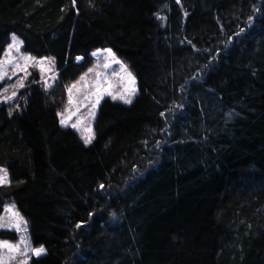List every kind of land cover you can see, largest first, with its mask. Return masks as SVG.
<instances>
[{"label":"rangeland","instance_id":"rangeland-1","mask_svg":"<svg viewBox=\"0 0 264 264\" xmlns=\"http://www.w3.org/2000/svg\"><path fill=\"white\" fill-rule=\"evenodd\" d=\"M146 1L156 7L159 27L149 20L134 26L136 19L127 16L112 45H94L85 50L77 48L70 51L73 42L79 43L77 35L83 31L79 18H86L85 21L92 24L89 14L78 12L77 0L75 4L73 0H45L44 8L48 17L57 23L54 41H38L36 35L19 21L16 11L5 12L3 0H0V61H4L2 68L7 72L3 80H0V134L4 135L8 131L6 137L20 146L28 156L23 170L16 168L12 163L0 161V168L7 170L10 181L0 185V218H3L0 223L6 225L0 228V243L7 242L16 246L15 251L0 247V264H24L25 261L27 264H44L43 259L50 255L48 245L39 241L34 230L33 225L36 223L33 222L29 205L22 203V199L27 195V188L23 189V192L17 190L16 186L19 183L25 186L27 180L32 179L28 171L36 164L40 168L37 179L41 178L40 175L46 176L48 173L53 176L50 154L54 143L66 131L74 134L76 142L72 154L79 157L71 165L66 163V168H72L74 171L71 183L74 186L78 173H89L90 176L82 189L80 184L75 185L77 201L74 204L83 208V216L99 217L96 218V225L92 229L85 227L84 230L91 229L92 234H82V241L86 243L80 261H75L74 264L112 263V260L102 255L126 247L134 252L136 250V258L138 261L144 259L145 264L164 263V257L160 260L162 252L167 255L166 261L170 260L168 255H173L172 247L169 246V231L174 226L182 228L183 236L189 238L188 248L196 250L198 239L194 237L202 233L206 235V229L201 231L190 228L187 217H179V214L176 215L178 217H174V214L160 217L157 222H145L146 217H142L143 214L138 216L141 212L138 209L151 202L166 200L169 196L170 193L158 196L154 194V190L158 180L165 182L163 179L167 178L168 182H173L169 170L171 162H185L191 155L192 165L198 162L202 164L203 156L211 151L224 158L226 155L223 149L228 146L231 137L238 135V141L242 138L244 140L247 135V121L251 122L254 115L256 119L254 118L249 126L263 129V134L259 137L256 129L254 134L259 137V141L252 142L250 148L245 150L240 148L241 152L237 154V158L264 173V159L259 157L264 152V98L260 102H252L246 98L247 93L257 83L264 82V63L252 64L247 59L251 52L264 58V32L260 29L264 26V22H261L264 18V0ZM38 2L39 0H23L25 6ZM69 2L72 11L67 12L69 9L66 3ZM237 4H240V9L246 10L236 9ZM116 16L115 12L103 16L111 32L115 30L113 21ZM144 25H147L148 31L147 35H143V45L154 46V55L127 46L129 34L135 33L137 28ZM13 35L23 42L19 45V52L15 47L10 50L8 48L14 43ZM64 40L65 52L61 54L58 47ZM104 49H111L115 58L127 66L128 71L135 77L137 91L132 96L131 104L104 95L98 107L93 110L95 118L92 119L87 113L95 97L89 102L84 96L95 90L93 85L96 72L104 73L108 81L115 86L111 89L113 94H122L124 86L128 83L127 73L121 71L120 64L112 63ZM98 50L99 54L93 56L92 53ZM24 55L35 57L37 60L54 58V64L45 59L43 65L45 69L52 68V71H45L41 79L39 66L33 61L23 60L21 57ZM77 57L82 59L77 60ZM9 60L11 63L7 62ZM105 63H110L111 67L103 68ZM89 69L94 71L89 72ZM27 72H31V75H27ZM85 73H88L87 86L81 81L77 85L80 91L73 89L71 94L74 103L69 104L68 86L79 81ZM231 73L233 74L229 76ZM53 76L54 80L51 79ZM239 76L242 78H238ZM233 78L238 82L243 80L244 83L238 87L232 83ZM18 80H23L24 87L19 86ZM45 80L51 87H46ZM101 80L103 81V77ZM31 83L39 84L45 94L56 93L57 104L52 114L44 115L43 111L31 103L27 95V84ZM13 93H16L14 97ZM105 103L118 105L122 111L120 145L124 154L118 149L120 145L116 146L114 158L103 167V162L95 155L94 145L99 114ZM256 106L258 108L255 109ZM77 108L80 109L79 112H76ZM143 108L148 110L142 112ZM70 112H76V115L68 122L69 126H62L58 113H63L66 118ZM36 115H42L46 123L49 121L50 124L44 127L41 122L34 126ZM133 116L142 118L138 120L141 126L137 121L126 124ZM81 118L83 123L78 125V129H73L71 124ZM198 119L203 123L195 124ZM152 122H155L157 129L153 135L150 133ZM134 124L138 125V129L141 127L139 132L133 130ZM89 126L92 128L94 139L85 145L82 137L89 135L85 131ZM131 134L135 136L129 139ZM34 144L38 146L37 151L30 148V145ZM217 163L212 162V168L207 162L204 163L208 166L207 170L211 169L215 176L217 172L214 168L220 165ZM94 169L97 170L96 178L93 176ZM139 193L142 197H139ZM51 195L54 196V193ZM51 195L49 194V197L53 199ZM130 203H133L132 212ZM55 208L58 209L57 204ZM260 208L264 212V198L260 202ZM13 213H19V216L16 217ZM17 222L20 223L19 231L10 226ZM156 223L159 229L157 233L152 232ZM87 234H90V238ZM22 237L26 238L25 242L21 241ZM223 238L222 234L209 233V240L214 241L212 250L218 247L214 254L217 257L227 255V263L235 264V259L239 258L238 254L243 250V244H237L238 241L233 236L227 242H224ZM260 238L263 239L259 236L256 241ZM242 240H248V237L245 236ZM105 241L107 246H104L107 244ZM28 244L32 248L43 246L45 252L36 256L28 248ZM151 249L154 250L147 258L141 256L143 251L139 252L144 250L147 253ZM243 256L241 263L250 264L249 253L248 256ZM128 257V264L131 259L136 261L132 254ZM190 257H186V261L190 263H185L191 264ZM117 260L116 264L121 261L119 258ZM142 262L143 260L141 264ZM169 264L178 262L173 259ZM207 264L213 263L210 261Z\"/></svg>","mask_w":264,"mask_h":264},{"label":"trees","instance_id":"trees-1","mask_svg":"<svg viewBox=\"0 0 264 264\" xmlns=\"http://www.w3.org/2000/svg\"><path fill=\"white\" fill-rule=\"evenodd\" d=\"M28 5L25 6L23 0H3L5 12L16 11L19 21L36 35L35 37L38 41L41 39L54 41L57 23L48 17L44 8L45 0H39L38 3H30ZM77 6L78 12L90 15L92 24L85 21L86 18H79L82 30L85 32H79V36L77 35L79 43L73 42L70 51L77 48L85 50L94 45H112L119 35L122 22H125L127 16L136 19L134 26H139L144 20H149L159 27L158 11L155 6L146 0H77ZM66 7L69 9L66 10L67 12L72 9L70 2L66 3ZM235 8L239 10L240 4H237ZM112 12L117 13L113 21L115 26L114 32H111L110 27L103 19V16H108ZM261 22H264V18ZM263 27L260 29L264 32ZM147 31V25H144L137 28L135 33H131L132 35L129 34L131 40L129 39L127 42L128 48L134 47L135 49H139L140 52L154 55V46L148 44V47H146L143 45V35H147ZM57 42H59V39H57ZM65 46L64 40L58 47L61 54L65 52ZM249 55L250 57L247 59L252 64L264 63L263 56L259 57V54H254L253 52ZM238 78L242 77L239 76ZM232 83L239 87L242 86L244 81L238 82L233 78ZM27 86H29L27 95L34 107L43 111L44 115L45 113L52 114L57 104H55L56 93L45 94L37 83L27 84ZM246 98L252 102L263 100L264 82L257 83L247 93ZM254 104L256 105V103ZM256 108L258 107L256 106ZM147 110L141 109L142 112H146ZM121 112L118 105L105 103L99 114L95 130L94 151L95 155L103 162V167L111 162L116 152L115 147L121 144L120 127L123 125V120H120ZM41 116L36 115L34 126L42 122L44 127H47L50 122L46 123L45 118ZM254 116L252 121L254 118L256 119V116ZM141 119L140 117L137 119L133 116L126 124H133L134 122L132 121H137L138 125L141 126L139 124L141 122L138 121ZM251 122L247 121V135L244 137V140L242 138L238 141V135L232 136L228 142V146L225 149L222 148L226 155L224 158L211 151L206 156H203L204 160L202 159V164L198 162L192 165L191 160L193 156L191 155L187 157V160H184L185 162H171L169 170L173 177V182H168L169 179L167 178L163 179L166 180L165 182L158 180V183L155 184L156 190H154V194L158 196L170 193L169 196L165 198L166 200L151 202L144 208H139L138 210H141V212H139L138 216L143 214L142 217H146L145 222H152L153 220V222H157L160 217H167L170 214H174V217H178L176 216L177 214H179V217H181L180 215H185L184 217H187L186 220L192 229H199L201 231L206 229L209 233L222 234L224 235V242L231 240L233 236L237 239V244L240 245L242 243L243 250L239 252V258L235 259V264H242L241 262L244 259L243 254L248 256V253L250 255L248 256L250 264H264V212L260 208V202L264 198V173L260 169L243 163L237 158V154L241 152V149L250 148L252 142H258L260 135L263 134V129L261 128H253V126L250 128ZM154 123L152 122L150 125L151 135L157 132L156 124ZM198 123L201 124L203 122L198 119L195 121V124ZM138 125L134 124L135 128L133 130H136V132H139L141 128L138 129ZM256 129L258 130L259 137L254 134ZM6 134H0V161L12 163L16 168L23 170L26 167L28 156L20 146L8 139ZM134 136L131 134L129 139ZM75 142L73 133L69 131L63 133L54 143L50 154V166L51 170H53V176H50L48 173L46 176L45 174L43 176L40 175L41 178L37 179L36 177H39L40 173L38 169L40 170V168L36 164L28 171V175L32 176V179H28L25 186L22 183L16 186L17 190H22L23 192V189L27 188V195H25L24 200L22 199V203L24 202V204L29 205L30 213L34 219L33 222L36 223L33 227L35 232H37L39 241L42 243L46 242L50 249V255L43 259L44 264H74L75 261H80V255L86 243L82 241V234H92L91 229L96 225V218H99L96 217L97 215H93L90 218L83 216V208L80 205L74 204L77 201L74 190L75 185L80 184L82 189L83 184L88 178L90 179L89 173L87 175L78 173V179H75L74 186L71 183L74 171L72 168L67 169L66 163L71 165V163L79 159L78 156L72 154ZM30 148L35 151L38 150L36 144L30 145ZM118 149L124 154L122 145ZM259 157L264 159V152ZM206 162L210 165V168H212V162L220 163L219 167L214 168L217 176L212 174L211 169L207 170L208 166L204 164ZM95 171L97 170L94 169L93 176L96 178L97 172ZM101 171L104 172L105 170ZM58 184L60 185L58 186ZM51 193H54V196ZM49 194L54 200L49 197ZM139 197H142L140 193ZM55 204L58 205V209L55 208ZM129 206L131 207L130 212H132L133 203H130ZM85 227L91 228L90 231L84 230ZM153 231L156 233L159 231L157 223L153 225ZM208 232L206 235L202 233L198 237H194L198 239V246L195 250L188 248L189 238L183 236L182 228L174 226L169 231V244H171L169 246L172 247L171 251H173L171 257L168 255L170 260L175 259L178 264H187L190 262L186 261V257L191 256V264H207L210 261L213 264H229L227 263V255L217 257L214 254L218 247L212 250L214 248V241L209 240ZM90 234H87L88 238H90ZM245 236L248 237V240H242ZM259 236L263 239L260 238L256 241ZM156 243H158L157 240ZM107 245L108 243L104 246ZM126 248H120L103 254L102 256L105 258L112 260V263L105 264H116L118 258L121 260L118 264H128L127 262L130 260L128 256L131 254L133 258L135 257L136 261L131 259L130 264H141V260H143L142 264H145L144 259L138 261L136 258L138 257L136 250L134 252L133 249L129 250ZM153 250L151 249L147 253L144 250H140L139 252L143 251L144 254L141 256L147 258L150 257L149 254ZM161 257H164V263L162 262L161 264H169L170 260L166 261V253L162 252L160 260Z\"/></svg>","mask_w":264,"mask_h":264},{"label":"snow or ice","instance_id":"snow-or-ice-1","mask_svg":"<svg viewBox=\"0 0 264 264\" xmlns=\"http://www.w3.org/2000/svg\"><path fill=\"white\" fill-rule=\"evenodd\" d=\"M177 2H179V0H177ZM73 4H75V0H73ZM13 40V44H10L8 46L9 50L13 47L16 48L17 52L20 51V47L19 45H21L23 42L22 41H18L17 38L13 35L12 37ZM104 52L108 53V56L111 58L112 63H116V64H120L121 65V71L122 72H126L127 73V80L128 83L126 86H124L123 88V93H117V94H113V91L111 89H113L115 86L113 84H111L108 81L107 76L102 73V72H96V80L94 81V91L86 94L84 96V99L91 102L92 97H95V101L91 102V108H89V111L87 113L88 117H91L92 119L95 118V111H93L94 109H96L100 103V101L103 99L104 95H108L111 96L113 100L116 99H120L123 103L125 104H131L132 103V96L135 95L137 89L135 88V77L132 75V73L130 71H128L127 66L125 64H123L121 61H119L118 59L115 58L114 53L112 52L111 49H104ZM99 54V50L97 52H93L92 55L93 56H97ZM23 60L25 61H33L34 64L36 66H39V71L41 74V79H43V74L45 73V71H52V68H44V62L45 59H47L50 63L54 64V58H44V59H40L37 60L35 57H31L28 55H24L21 57ZM82 58L77 57V60H80ZM8 63H11V61H7ZM4 61H0V80H3L4 76L7 75V72L5 70H3L2 65H3ZM17 67H19V65H17ZM111 67L110 63H105L103 64V68L107 69ZM26 71V69H24ZM94 69H89V72H93ZM115 75H119V73H114ZM27 75H31V72H27ZM88 76V73H85L84 75H82L79 78V81H77L76 83L68 86L67 91L69 93V104L74 103L73 99H72V91L73 89H76L77 91H80V89L77 87V85L81 82L84 81L85 82V86H87V81H86V77ZM101 77H103V81L101 80ZM51 79H55V76L51 77ZM123 79V78H122ZM35 82V81H33ZM17 83L19 84L20 87H24V83L23 80H18ZM46 87H51L50 84H48L47 80L44 81ZM107 85V86H105ZM5 91H7V89H5ZM16 95V93H13V97ZM10 99V98H9ZM85 107H87V105H85ZM79 108L76 109V112H79ZM76 112H70L69 115L65 118L63 116V113H58V116H61L60 119V124L62 126H69V121L71 120L72 116L76 115ZM83 123V118L78 119L76 121V123L71 124V127L73 129H78V125ZM86 132L89 133L88 136H84L82 137V139L84 140L85 145H88L92 142V140L94 139V134H92V128L91 126H89L88 128L85 129ZM6 183H10L9 178H8V172L6 169H2L0 168V185H4ZM101 187H103V185H101ZM14 207V206H13ZM9 211H11V209H9ZM14 216L18 217L19 213H13ZM3 218H0V220H2ZM22 219V218H21ZM6 225L3 223H0V228L5 227ZM11 227H14L17 231L20 230V223L17 222L15 224L10 225ZM26 230V229H25ZM22 242L26 241V238L22 237L21 238ZM0 247H6L9 248L12 251L16 250V246L8 244L7 242L4 243H0ZM28 248L33 252L34 255L36 256H40L41 254H43L45 252V249L43 248V246L38 247V248H32L30 244H28ZM24 264H27V262L25 261Z\"/></svg>","mask_w":264,"mask_h":264}]
</instances>
